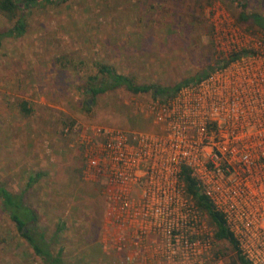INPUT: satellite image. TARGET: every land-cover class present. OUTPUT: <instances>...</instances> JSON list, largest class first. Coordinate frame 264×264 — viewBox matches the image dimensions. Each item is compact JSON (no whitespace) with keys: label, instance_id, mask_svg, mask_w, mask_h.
<instances>
[{"label":"rangeland","instance_id":"374dc122","mask_svg":"<svg viewBox=\"0 0 264 264\" xmlns=\"http://www.w3.org/2000/svg\"><path fill=\"white\" fill-rule=\"evenodd\" d=\"M240 1L248 3V15L264 17V0ZM238 2L75 0L35 11L25 36L3 41L0 181L14 193L25 192L54 251L64 249V264H127L122 253L104 242L106 203L99 189L84 181L81 151L65 129L157 130L146 116L155 101L151 94L120 88L99 95L88 109L91 98L83 92L87 77L101 62L138 84L173 86L214 62L216 41L217 52H228L225 32L231 27L246 37L241 41L246 49H264V31L254 20L239 23ZM9 27L0 14V30ZM24 104L32 111L28 115ZM31 178L37 181L28 188ZM216 251L221 264H233L235 252L228 243H218ZM0 264H44L1 204Z\"/></svg>","mask_w":264,"mask_h":264},{"label":"built area","instance_id":"2783aa9c","mask_svg":"<svg viewBox=\"0 0 264 264\" xmlns=\"http://www.w3.org/2000/svg\"><path fill=\"white\" fill-rule=\"evenodd\" d=\"M231 28L227 57L247 48ZM146 114L157 132L65 129L81 151L84 181L106 203L104 242L127 264H221L215 228L187 196L188 169L242 256L264 264V49L155 100Z\"/></svg>","mask_w":264,"mask_h":264},{"label":"trees","instance_id":"16d2710c","mask_svg":"<svg viewBox=\"0 0 264 264\" xmlns=\"http://www.w3.org/2000/svg\"><path fill=\"white\" fill-rule=\"evenodd\" d=\"M72 1L75 0H0V14L10 25L8 29L0 30V46L7 38L19 40V38L25 36L28 32L29 19L33 16L35 11L46 12L47 10L58 9ZM230 1L238 2V0ZM238 4L242 9L238 19L239 23H244L253 19L257 27L264 31V17L257 14L248 15L247 2H241L239 0ZM171 29L170 27V31ZM205 30L204 32L211 36V30ZM216 49L218 50V48L213 45L214 62L212 64L173 86L138 84L133 77L120 73L116 67L98 62L95 66L97 71L94 74L90 73L87 77L86 85L83 88V92L91 98L86 106L89 109V105H94L99 95L107 94L120 88H124L134 95L151 94L155 100L172 98L176 96L182 88L201 82L214 73V71L228 66L231 62L243 56L254 54L252 50L243 49L227 57L217 52ZM23 110L27 115L32 112L27 108L26 104L23 105ZM149 131L150 130H142L141 132ZM157 131L158 129L153 132ZM182 178L186 186L188 198H190L201 211L209 216L210 223L215 228L217 242L228 243L235 252L233 264H250L242 256L237 241L226 225L224 217L214 209L208 197L201 193L197 181L191 177L188 169L183 170ZM35 181H37V178H31L28 182V188H30ZM0 204L4 213L14 222L19 236L34 255L40 258L44 264H64V249H60L57 252L54 251L53 242L49 239L46 229L40 226V216L37 214L38 212L27 203L25 192L14 193L7 188L5 183L0 181ZM64 228L65 225L62 224L58 232L60 233Z\"/></svg>","mask_w":264,"mask_h":264}]
</instances>
